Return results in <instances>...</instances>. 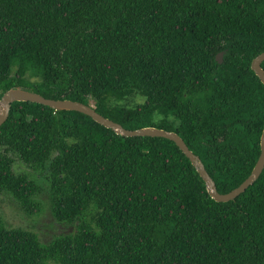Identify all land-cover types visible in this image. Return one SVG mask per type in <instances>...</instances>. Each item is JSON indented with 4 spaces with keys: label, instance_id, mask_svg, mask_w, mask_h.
I'll use <instances>...</instances> for the list:
<instances>
[{
    "label": "trees",
    "instance_id": "trees-1",
    "mask_svg": "<svg viewBox=\"0 0 264 264\" xmlns=\"http://www.w3.org/2000/svg\"><path fill=\"white\" fill-rule=\"evenodd\" d=\"M263 50L264 0H0V96L20 87L124 129L172 131L218 193L259 153L264 84L250 61ZM11 154L45 172L49 212L73 230L41 244L0 218V264H264V165L215 201L171 140L13 101L0 124V191L28 212L39 186L13 172Z\"/></svg>",
    "mask_w": 264,
    "mask_h": 264
},
{
    "label": "water",
    "instance_id": "water-1",
    "mask_svg": "<svg viewBox=\"0 0 264 264\" xmlns=\"http://www.w3.org/2000/svg\"><path fill=\"white\" fill-rule=\"evenodd\" d=\"M221 52L215 55V58L220 62ZM264 59V50L258 53L250 61V69L258 77L259 81L264 84V73L260 67V62ZM13 101H29L39 103L55 110L65 109L74 110L89 116L93 121L102 126L112 129L115 133L123 136H151L163 137L174 142L178 149L189 159L190 163L195 167L198 175L204 181L210 197L219 202H224L233 199L241 193L248 185H250L259 175L264 165V125L259 135V153L256 161L247 175L236 187L226 193H218L211 178L204 170L198 157L194 155L184 144L183 140L174 132L166 131L156 127H141L138 129H124L118 123L100 115L90 105L83 104L78 101L69 99H51L45 98L35 92L22 89L20 87L9 88L0 96L2 109L0 111V124L5 120L10 103Z\"/></svg>",
    "mask_w": 264,
    "mask_h": 264
},
{
    "label": "rangeland",
    "instance_id": "rangeland-1",
    "mask_svg": "<svg viewBox=\"0 0 264 264\" xmlns=\"http://www.w3.org/2000/svg\"><path fill=\"white\" fill-rule=\"evenodd\" d=\"M11 156L13 172L25 173L39 186L38 192L33 196L39 209L34 212L25 211L9 193L1 190L0 218L3 226L29 230L37 236L41 244H46L56 235L72 231L73 227L70 224L55 221L49 212L48 183L45 172L25 165L13 154Z\"/></svg>",
    "mask_w": 264,
    "mask_h": 264
},
{
    "label": "bare ground",
    "instance_id": "bare-ground-1",
    "mask_svg": "<svg viewBox=\"0 0 264 264\" xmlns=\"http://www.w3.org/2000/svg\"><path fill=\"white\" fill-rule=\"evenodd\" d=\"M1 109H2V104H1V102H0V111H1Z\"/></svg>",
    "mask_w": 264,
    "mask_h": 264
}]
</instances>
